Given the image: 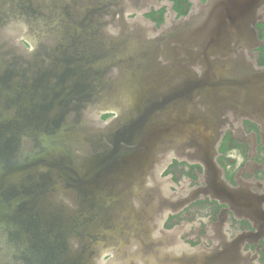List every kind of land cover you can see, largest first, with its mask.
<instances>
[{
	"label": "water",
	"instance_id": "95a60500",
	"mask_svg": "<svg viewBox=\"0 0 264 264\" xmlns=\"http://www.w3.org/2000/svg\"><path fill=\"white\" fill-rule=\"evenodd\" d=\"M149 1L0 0V264H169L159 175L264 113L247 0Z\"/></svg>",
	"mask_w": 264,
	"mask_h": 264
},
{
	"label": "flooded vegetation",
	"instance_id": "af4514ba",
	"mask_svg": "<svg viewBox=\"0 0 264 264\" xmlns=\"http://www.w3.org/2000/svg\"><path fill=\"white\" fill-rule=\"evenodd\" d=\"M209 1L150 0L143 16L161 29ZM246 11L243 56L264 69V0H247ZM158 183L169 264L196 251L201 264H264V113L224 132L213 165L172 159Z\"/></svg>",
	"mask_w": 264,
	"mask_h": 264
},
{
	"label": "clouds",
	"instance_id": "9594fccd",
	"mask_svg": "<svg viewBox=\"0 0 264 264\" xmlns=\"http://www.w3.org/2000/svg\"><path fill=\"white\" fill-rule=\"evenodd\" d=\"M27 47H28V50H29V51H33V50H34L33 46H32V45H30V44H29V45H27Z\"/></svg>",
	"mask_w": 264,
	"mask_h": 264
},
{
	"label": "trees",
	"instance_id": "16d2710c",
	"mask_svg": "<svg viewBox=\"0 0 264 264\" xmlns=\"http://www.w3.org/2000/svg\"><path fill=\"white\" fill-rule=\"evenodd\" d=\"M105 119L107 118V116L106 117H104Z\"/></svg>",
	"mask_w": 264,
	"mask_h": 264
}]
</instances>
